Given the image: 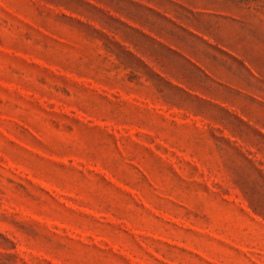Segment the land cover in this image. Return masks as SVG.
Returning a JSON list of instances; mask_svg holds the SVG:
<instances>
[{
    "label": "rangeland",
    "instance_id": "1",
    "mask_svg": "<svg viewBox=\"0 0 264 264\" xmlns=\"http://www.w3.org/2000/svg\"><path fill=\"white\" fill-rule=\"evenodd\" d=\"M0 264H264V0H0Z\"/></svg>",
    "mask_w": 264,
    "mask_h": 264
}]
</instances>
